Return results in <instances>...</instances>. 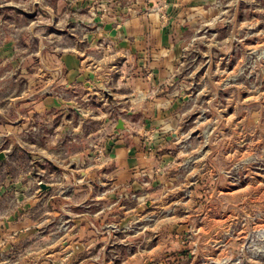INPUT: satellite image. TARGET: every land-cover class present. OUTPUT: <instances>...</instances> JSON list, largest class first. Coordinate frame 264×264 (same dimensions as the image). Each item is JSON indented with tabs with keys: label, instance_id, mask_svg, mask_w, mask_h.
Instances as JSON below:
<instances>
[{
	"label": "rangeland",
	"instance_id": "obj_1",
	"mask_svg": "<svg viewBox=\"0 0 264 264\" xmlns=\"http://www.w3.org/2000/svg\"><path fill=\"white\" fill-rule=\"evenodd\" d=\"M78 1L0 0V111L7 134L0 141L7 154L0 176L13 177L37 155L23 157L14 145L15 110L21 109L26 128L42 130L41 142L52 120L28 114L27 99L60 78L59 57L80 43L79 31L99 30L95 20L110 15L106 7L90 8L99 0H87V6ZM202 3L180 29L182 70L174 91L181 105L174 107L173 125L179 189L160 191L149 206L141 200L135 203L139 211L119 216L130 241L118 246L114 264H264V0ZM52 122L63 125L61 115ZM69 126L72 170L81 146L106 135L74 134L72 129L93 132L104 124L73 110ZM34 138L23 132L21 142ZM127 255L132 258L123 263Z\"/></svg>",
	"mask_w": 264,
	"mask_h": 264
},
{
	"label": "crops",
	"instance_id": "obj_2",
	"mask_svg": "<svg viewBox=\"0 0 264 264\" xmlns=\"http://www.w3.org/2000/svg\"><path fill=\"white\" fill-rule=\"evenodd\" d=\"M78 3L87 6V0ZM201 4L99 0L90 7L108 8L110 15L95 21L113 22L116 35L109 36L103 28L79 31L80 43L59 57L60 78L27 99L28 114L45 115L48 123L61 115L63 125L51 121L40 142L42 130L26 128L21 109L15 108L14 145L23 157L37 155L13 177L0 176V264H114L118 246L130 241L128 225H119V216L128 218L141 200L149 206L160 191L179 189L173 125L174 107L181 105L174 91L182 70L180 29L194 19L193 11ZM87 21L81 20L85 25ZM44 87L50 89L42 94ZM103 92L112 95L111 102L100 98ZM71 110L104 124L93 132L72 129L74 134L106 135L81 146L72 170L67 162ZM112 118L115 123L110 125ZM119 119L122 128H117ZM5 121L0 111V141L6 140ZM23 132L34 133L35 141L21 142ZM6 157L0 163L7 162ZM57 168L61 174L54 173ZM40 182L50 190L41 191ZM7 184L13 193L6 192ZM118 225L124 234L119 235Z\"/></svg>",
	"mask_w": 264,
	"mask_h": 264
},
{
	"label": "water",
	"instance_id": "obj_3",
	"mask_svg": "<svg viewBox=\"0 0 264 264\" xmlns=\"http://www.w3.org/2000/svg\"><path fill=\"white\" fill-rule=\"evenodd\" d=\"M98 26L102 27L105 31L108 32L109 36H115L117 33L116 28L114 27V23L113 22H98ZM104 96L107 98L108 101H111L113 99L112 95L108 92H103ZM118 125L117 128H122L123 127V122L121 119H119L117 121ZM5 158V153L0 151V160ZM39 189L41 191H45V190H50V185L44 183V182H40L39 183Z\"/></svg>",
	"mask_w": 264,
	"mask_h": 264
},
{
	"label": "built area",
	"instance_id": "obj_4",
	"mask_svg": "<svg viewBox=\"0 0 264 264\" xmlns=\"http://www.w3.org/2000/svg\"><path fill=\"white\" fill-rule=\"evenodd\" d=\"M114 21L116 22V20H114ZM46 91H48V89H46L45 92H46ZM114 123H115V119L112 118V119L109 121V124L111 125V124H114Z\"/></svg>",
	"mask_w": 264,
	"mask_h": 264
}]
</instances>
